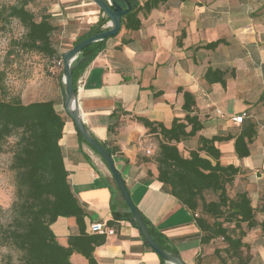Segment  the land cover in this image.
<instances>
[{"label":"crops","instance_id":"obj_1","mask_svg":"<svg viewBox=\"0 0 264 264\" xmlns=\"http://www.w3.org/2000/svg\"><path fill=\"white\" fill-rule=\"evenodd\" d=\"M45 1L47 13L59 27L53 40L60 52L72 48L78 37L105 18L90 0ZM137 1L142 4L145 0ZM138 17L139 30L129 31L122 26L77 72L74 84L79 106L86 128L111 151L114 167L138 211L166 246L186 264H196V258L208 250L200 244L192 212L162 190L154 161L159 137L150 134L137 118L169 128L175 118L184 116L182 94L177 89L191 92L203 129L178 144L187 156L196 148L199 135L237 134L240 125H234L230 118L245 112L243 120L255 123L258 129L249 145V156L239 160L233 141H227L217 144L220 163L239 167L232 188L247 191L254 207H264V0H168L147 14L140 12ZM106 26L107 22L102 28ZM182 32L185 36L178 47ZM219 39L226 43L213 51L195 50ZM208 67L228 71L224 87L206 83L203 76ZM20 99L23 104L55 103L64 119L58 145L70 188L86 210V228L89 231L93 223L113 228L108 225L113 219V179L104 161L80 142L63 108L60 79L51 88H35L21 94ZM114 201L115 210L128 211L119 194H115ZM260 221H264V214ZM113 229L114 235L105 236V242L93 252L98 264H161L129 221L121 220ZM51 230L62 246L67 245L69 235L78 234L73 217L59 218ZM263 246L261 243L258 248ZM257 251L258 263L264 264V257ZM69 261L88 264L77 253Z\"/></svg>","mask_w":264,"mask_h":264},{"label":"trees","instance_id":"obj_2","mask_svg":"<svg viewBox=\"0 0 264 264\" xmlns=\"http://www.w3.org/2000/svg\"><path fill=\"white\" fill-rule=\"evenodd\" d=\"M128 1L131 10L121 18V27L129 31L141 28L138 17L140 12L147 14L168 2L145 0L140 4L137 0ZM34 3L35 0H17L12 5L1 6L0 23L4 27L14 20L23 29V34L15 42L21 52L37 53L52 63L62 60L63 52L55 47L53 40L59 27L47 13L46 1L38 13L30 9V5ZM106 22V17L99 19L86 34L73 42V46L103 31L102 26ZM184 36L182 32L177 41L178 47H181V39ZM105 42L106 40L95 43L83 50L84 59L73 71V81L77 72L86 67L103 49ZM225 43L224 39H219L196 47L195 50L213 51ZM59 70L60 79L62 69ZM227 73V70L208 67L203 78L209 85L219 83L224 87ZM233 74L231 70L230 75ZM4 77L5 70L2 69L0 154L8 138L15 136L16 142L10 164L14 173V198L10 206L9 222L4 224L0 219V248L9 246L19 252V264H71L69 258L73 253L80 254L88 264H98L93 252L105 242V235L93 234L87 230L86 210L74 196L68 183L67 171L58 145L64 127L63 117L56 111L53 101L23 104L20 96L9 97L3 84ZM177 92L182 94L184 116L181 119L175 118L169 128L158 122L137 118L150 134L159 137L154 155L157 179L162 185V190L176 198L194 216V222L199 229L200 244L208 250V253L196 258V264H202L204 259L201 258L210 253L211 244L215 240L225 244L223 249L236 259L235 264H250V254H242V249L247 247L243 238L257 226L264 227V221L257 220V213L263 215L264 207H254L247 191L238 190L234 191L232 196L229 195V189L239 175L240 168L232 164L221 165V151L217 144L233 141L236 157L239 160L246 158L249 156V145L258 135L257 126L249 120H243L237 134L211 137L199 135L196 148L184 156L178 149V144L195 137L203 126L195 114L194 95L180 87ZM77 135L81 143L87 144L79 133ZM115 194L119 193L114 185L110 200L113 219L108 222L113 228L119 221L130 219L128 211L122 213L115 210ZM123 204L126 207L124 201ZM68 217L75 219L78 234L69 235L67 245L62 246L57 242L51 225L59 218ZM141 217L155 242L161 248L176 253L158 238L142 214ZM221 261L222 264H228ZM160 262L163 264L161 259ZM0 264L11 263L6 261Z\"/></svg>","mask_w":264,"mask_h":264},{"label":"rangeland","instance_id":"obj_3","mask_svg":"<svg viewBox=\"0 0 264 264\" xmlns=\"http://www.w3.org/2000/svg\"><path fill=\"white\" fill-rule=\"evenodd\" d=\"M16 1L0 0V7L12 5ZM44 2L45 0H35V3L30 5V9L38 13ZM22 34L23 29L16 21L12 20L4 27L0 23V70H5L3 84L9 97L20 96L39 87L51 88L56 82L60 71L53 66L48 58L37 53H23L18 50L15 42ZM15 142V136L8 138L0 154V219L4 224L10 220V206L14 198V173L10 169V164ZM233 193L234 189L231 187L229 195L232 196ZM257 208H259V205H257ZM257 220H262V214H259V212L257 213ZM257 227L259 228L247 232L248 235L243 238L247 247L242 249V254L243 256L247 253L250 254V264H259L258 249L260 255L264 257V246L263 249L258 248L261 243H264L262 238L264 227ZM224 246L225 244L220 240L213 241L209 250L210 253L201 258V260L204 259L202 264H222L221 260L228 264H235L236 259L224 251ZM20 256L21 254L12 247L4 246L0 248L1 263L9 261L11 264H19Z\"/></svg>","mask_w":264,"mask_h":264},{"label":"water","instance_id":"obj_4","mask_svg":"<svg viewBox=\"0 0 264 264\" xmlns=\"http://www.w3.org/2000/svg\"><path fill=\"white\" fill-rule=\"evenodd\" d=\"M108 19L106 28L100 33L94 34L61 54L63 68L60 77V87L63 100V108L67 116L72 120L77 133L83 137L87 145L104 161L114 185L121 199L124 201L130 213L129 222L138 229L143 243L150 248L163 261V264H186L178 254L161 248L153 239L147 225L144 223L140 212L133 204L129 192L120 174L114 167L112 157L108 150L92 135L83 123L82 112L79 106L77 88L73 81V71L83 61V50L95 43L107 40L118 34L121 28V18L131 10L128 0H90Z\"/></svg>","mask_w":264,"mask_h":264},{"label":"built area","instance_id":"obj_5","mask_svg":"<svg viewBox=\"0 0 264 264\" xmlns=\"http://www.w3.org/2000/svg\"><path fill=\"white\" fill-rule=\"evenodd\" d=\"M53 64H54L53 66L57 69L63 68V61L62 60H56V61H54ZM215 113L219 116L222 115L219 110H215ZM245 117H246V113L243 112L239 115L231 117L230 120L234 125L239 126ZM149 153H150V151H147V154H149ZM89 231L93 234H99V235H105V236H112L115 233L113 228L108 227L107 225L102 224V223L91 224L89 226Z\"/></svg>","mask_w":264,"mask_h":264}]
</instances>
